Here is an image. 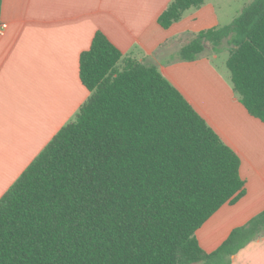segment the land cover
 I'll return each instance as SVG.
<instances>
[{"label":"trees","instance_id":"1","mask_svg":"<svg viewBox=\"0 0 264 264\" xmlns=\"http://www.w3.org/2000/svg\"><path fill=\"white\" fill-rule=\"evenodd\" d=\"M205 0H172L168 28ZM228 51L225 66L248 112L264 122V0L203 29L181 60ZM101 31L79 57L90 92L0 197V264H231L264 236V209L213 251L195 231L245 192L240 159L152 64L127 58Z\"/></svg>","mask_w":264,"mask_h":264},{"label":"crops","instance_id":"2","mask_svg":"<svg viewBox=\"0 0 264 264\" xmlns=\"http://www.w3.org/2000/svg\"><path fill=\"white\" fill-rule=\"evenodd\" d=\"M171 1L0 0V197L89 97L79 57L101 31L123 54L117 70L127 58L156 66L239 156L245 192L195 231L200 247L215 250L264 209V122L248 112L230 73L222 75L216 65L226 53L225 65L228 51L179 58L193 34L230 22L221 23L205 0L163 28L158 17ZM231 264H264V236L241 248Z\"/></svg>","mask_w":264,"mask_h":264},{"label":"rangeland","instance_id":"3","mask_svg":"<svg viewBox=\"0 0 264 264\" xmlns=\"http://www.w3.org/2000/svg\"><path fill=\"white\" fill-rule=\"evenodd\" d=\"M212 2L219 14L221 23L231 22L252 0H209ZM226 58V53L222 54L221 57L217 58L215 61L216 65L219 67L222 75L229 77V72L225 68L223 60Z\"/></svg>","mask_w":264,"mask_h":264},{"label":"built area","instance_id":"4","mask_svg":"<svg viewBox=\"0 0 264 264\" xmlns=\"http://www.w3.org/2000/svg\"><path fill=\"white\" fill-rule=\"evenodd\" d=\"M4 27H5V24H2V25H1V29H3Z\"/></svg>","mask_w":264,"mask_h":264}]
</instances>
